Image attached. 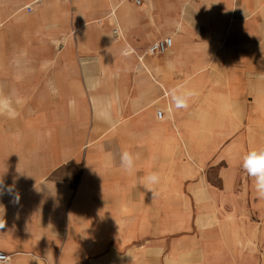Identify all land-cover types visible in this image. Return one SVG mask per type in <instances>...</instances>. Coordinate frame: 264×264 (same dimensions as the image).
<instances>
[{
	"label": "crops",
	"instance_id": "crops-1",
	"mask_svg": "<svg viewBox=\"0 0 264 264\" xmlns=\"http://www.w3.org/2000/svg\"><path fill=\"white\" fill-rule=\"evenodd\" d=\"M192 1L0 0L9 264H264V0Z\"/></svg>",
	"mask_w": 264,
	"mask_h": 264
},
{
	"label": "clouds",
	"instance_id": "clouds-1",
	"mask_svg": "<svg viewBox=\"0 0 264 264\" xmlns=\"http://www.w3.org/2000/svg\"><path fill=\"white\" fill-rule=\"evenodd\" d=\"M21 103V101H17ZM16 111L9 106L7 101L0 100V116H7L9 119L16 117ZM139 154H133L129 151H122L119 158L121 169L132 175L135 173V164L139 159ZM243 169L249 177L254 180V189L260 199H264V147L252 149L243 157ZM160 182V176L157 172H150L142 177L141 185L146 191L152 192L153 198L156 195L155 186ZM3 226H0L2 228ZM39 257L35 258L39 264Z\"/></svg>",
	"mask_w": 264,
	"mask_h": 264
},
{
	"label": "built area",
	"instance_id": "built-area-1",
	"mask_svg": "<svg viewBox=\"0 0 264 264\" xmlns=\"http://www.w3.org/2000/svg\"><path fill=\"white\" fill-rule=\"evenodd\" d=\"M128 2L134 3L136 6H142L144 0H124ZM30 10V9H29ZM114 34L117 36L119 34V30L115 29ZM173 47V39L171 37H167L161 40L154 42L149 48L148 53L151 55L156 54H165L170 51ZM157 116L162 118L163 112L157 111ZM10 263V256L4 252L0 251V264H9Z\"/></svg>",
	"mask_w": 264,
	"mask_h": 264
},
{
	"label": "rangeland",
	"instance_id": "rangeland-1",
	"mask_svg": "<svg viewBox=\"0 0 264 264\" xmlns=\"http://www.w3.org/2000/svg\"><path fill=\"white\" fill-rule=\"evenodd\" d=\"M189 2H191V0H188ZM196 0H193L192 2L194 3Z\"/></svg>",
	"mask_w": 264,
	"mask_h": 264
}]
</instances>
